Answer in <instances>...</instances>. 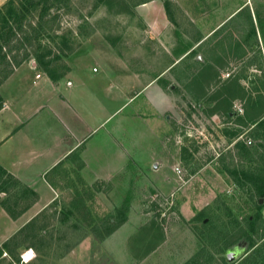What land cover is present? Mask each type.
I'll list each match as a JSON object with an SVG mask.
<instances>
[{
	"label": "rangeland",
	"instance_id": "1",
	"mask_svg": "<svg viewBox=\"0 0 264 264\" xmlns=\"http://www.w3.org/2000/svg\"><path fill=\"white\" fill-rule=\"evenodd\" d=\"M152 1L175 18V46L148 34L142 15L156 13L144 6ZM183 1L191 16L172 0L0 6V79L42 56L53 76L73 68L118 107L90 136L87 164L60 169L58 195L33 220L11 223L0 209V264H264V0ZM174 47L179 62L162 83L124 80L155 73L142 54L169 62L162 58ZM111 73L113 82L100 78ZM0 181V208L18 215L33 196Z\"/></svg>",
	"mask_w": 264,
	"mask_h": 264
},
{
	"label": "crops",
	"instance_id": "2",
	"mask_svg": "<svg viewBox=\"0 0 264 264\" xmlns=\"http://www.w3.org/2000/svg\"><path fill=\"white\" fill-rule=\"evenodd\" d=\"M4 2L5 0H0V6ZM172 3L178 7L177 11L181 9L190 15L191 9H186L189 8L186 2L172 0ZM152 4L153 1L144 6ZM153 9L156 11L155 14L149 12L142 15L148 34L151 38L154 36L153 38H156L164 48L167 43L175 46L178 36L174 26L175 18L173 19L165 11L163 4H157ZM219 25L221 26V23ZM213 32L215 31L211 30L208 34ZM205 33L207 34V31ZM177 51L178 49L174 47L172 52L168 53L170 56L164 53L165 58L162 60L169 62L162 63L148 55V52L146 55L142 54L141 60L144 61L142 66L153 67L155 73L128 72L124 80L131 82L133 76H139L135 80L141 85L162 83V79L170 76V70L179 62L177 54L180 51ZM11 67L12 71L8 76L5 79L2 76L0 79V169L2 170L0 178L12 177L18 185L27 190L25 196L27 193L33 196L16 218L9 220L11 223L25 225L55 200V196L58 195L56 191L60 180V169L68 172L69 167L75 163L87 164L84 149L88 145L90 136L106 128L118 107L111 106L116 95L107 96L105 87L101 89L81 84L83 79L73 68L66 75L52 80L41 66L32 60H20ZM100 78L111 79L113 82L117 78V73L104 74ZM109 85L110 83L107 88ZM140 90L144 91L145 86H140ZM89 105L91 110L88 109L87 112L85 106ZM92 115H97L100 120L96 124L89 125ZM38 124L41 126L39 127ZM88 147L93 151L97 144H89ZM72 155L74 159L70 162L68 159ZM95 160L101 161V159ZM14 196H17L15 202L22 200L21 192ZM0 209L4 210L2 207Z\"/></svg>",
	"mask_w": 264,
	"mask_h": 264
},
{
	"label": "trees",
	"instance_id": "3",
	"mask_svg": "<svg viewBox=\"0 0 264 264\" xmlns=\"http://www.w3.org/2000/svg\"><path fill=\"white\" fill-rule=\"evenodd\" d=\"M12 3V2H11ZM11 11V10H10ZM38 60V61H37ZM37 60H36V62L42 67V69L46 72V74L52 79V80H54L55 79V76H53L52 74H51V72L48 70V68L46 67V63H44L43 62V58H42V56H37ZM12 71V68H10L9 69V71H7L5 74H4V77H3V79H5L7 76H8V74L10 73ZM2 170L0 169V172H1ZM10 178V182H14V184H17V182L15 181V180H13V178L12 177H9ZM258 195L259 196H264V179L260 182V187L258 188ZM2 208H4L5 210H6V212L8 213V215L12 218V219H14V218H16V216L17 215H15V213H13L10 209H8L7 207H6V205H3L2 204ZM259 219H260V217H259ZM247 225H248V228L251 230V231H255V232H257V230H258V227H257V219H255V218H249L248 220H247ZM263 235H264V233H263ZM252 246V245H251ZM261 252H263V251H261V250H256V251H253L252 252V254H251V256H250V258L252 259V258H256V257H258L260 254H261Z\"/></svg>",
	"mask_w": 264,
	"mask_h": 264
},
{
	"label": "bare ground",
	"instance_id": "4",
	"mask_svg": "<svg viewBox=\"0 0 264 264\" xmlns=\"http://www.w3.org/2000/svg\"><path fill=\"white\" fill-rule=\"evenodd\" d=\"M30 258H31V254L28 252L22 256L23 259L22 262L27 263L29 262Z\"/></svg>",
	"mask_w": 264,
	"mask_h": 264
},
{
	"label": "water",
	"instance_id": "5",
	"mask_svg": "<svg viewBox=\"0 0 264 264\" xmlns=\"http://www.w3.org/2000/svg\"><path fill=\"white\" fill-rule=\"evenodd\" d=\"M234 258H235V253H228V254L226 255V259H227L228 261H232Z\"/></svg>",
	"mask_w": 264,
	"mask_h": 264
},
{
	"label": "built area",
	"instance_id": "6",
	"mask_svg": "<svg viewBox=\"0 0 264 264\" xmlns=\"http://www.w3.org/2000/svg\"><path fill=\"white\" fill-rule=\"evenodd\" d=\"M251 142H250V140H248V142H247V144H250ZM23 260V259H22Z\"/></svg>",
	"mask_w": 264,
	"mask_h": 264
}]
</instances>
